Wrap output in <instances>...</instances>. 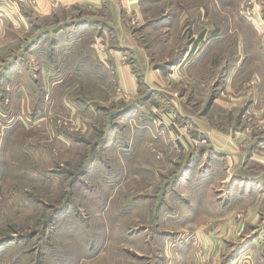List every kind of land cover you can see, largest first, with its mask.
I'll return each instance as SVG.
<instances>
[{"label":"crops","instance_id":"1","mask_svg":"<svg viewBox=\"0 0 264 264\" xmlns=\"http://www.w3.org/2000/svg\"><path fill=\"white\" fill-rule=\"evenodd\" d=\"M234 9V0H0V56L8 55L6 62L0 63L1 79H8L16 69L31 80L34 75V83L45 87L56 80L57 73H92L95 83L105 82L98 76L101 74L112 83L115 79L114 84L120 83L130 95L124 100L130 105L129 112L120 109L118 113L134 119L141 129L147 128L143 148L147 156L130 162L137 170L144 166L153 175L160 168L154 155L168 164L169 153L175 150L168 123L153 115L159 114L154 105L160 98L163 105L177 108L173 113L179 126L189 128L194 136L208 135L210 145L197 152L182 135L185 150L180 164L175 163L181 172L172 182L164 180L172 187L164 197L178 193L184 205L175 213L177 224L171 225L177 230L166 232L190 235L181 245L192 243L190 251L177 254L167 245L171 264H224L220 257L227 243L232 248L240 246L225 264H264V139L251 142L242 129L206 121L205 112L200 117L187 113L182 105L185 95L177 94V88L191 82L206 90L208 84L217 85L221 74L217 90L221 85L230 92L238 83L244 85L246 78L264 88V20L261 27L257 20L237 18ZM187 19L193 30L189 40L183 29ZM40 25L52 26L41 31ZM11 27L21 33L12 35ZM30 28L36 31L27 36ZM88 33L94 34L95 40L87 46ZM15 40L30 43L24 49H12ZM44 42H51L48 57L53 66L35 60L41 57L36 55ZM185 75L190 81L183 79ZM216 104L218 98L212 94L208 109ZM208 200L210 203H203ZM203 250L212 252L211 259Z\"/></svg>","mask_w":264,"mask_h":264},{"label":"rangeland","instance_id":"2","mask_svg":"<svg viewBox=\"0 0 264 264\" xmlns=\"http://www.w3.org/2000/svg\"><path fill=\"white\" fill-rule=\"evenodd\" d=\"M248 1L234 0V16L249 18L245 14ZM257 4L263 18L257 20L260 22L264 20V0ZM51 26L40 25L41 31ZM183 29L189 40L193 30L188 19ZM35 31L26 29V35ZM18 32L10 31L14 36ZM85 36L87 46L95 40L94 34ZM29 43L11 41V48L24 49ZM183 45L178 46V53ZM50 47L51 42H44L36 55L41 57L35 60L53 66L48 57ZM7 56H0V63L6 62ZM18 71H10L9 80L1 79L4 72H0V264H171L167 245L176 254L190 251L192 243L185 246L190 235L166 232L177 230L171 225L177 224L175 213L184 206L178 193L164 197L181 172V147L172 142L175 150L169 153L168 164L154 155L160 168L153 171V179L144 166L137 170L136 164L130 163L147 156L143 150L147 128L141 129L134 119L118 113L120 109L129 112L130 105L124 101L128 98L118 95L115 79L112 83L101 74L98 76L105 82L95 83L92 73H57L56 80L45 87L34 83V75L31 80ZM221 75H217V85L208 84L206 90L194 82L177 88L179 96L185 95L182 105L187 113L200 117L205 112L206 121L242 129L251 142L263 140L264 88L246 78L244 85L240 82L230 92L221 85L217 90ZM183 79L190 81V76ZM75 84L78 87L73 89ZM139 92L143 95L145 89L141 86ZM212 94L218 104L208 109ZM157 101L154 107L159 114L152 113L163 117L171 131L169 117L176 120L173 109L177 108L163 105L161 98ZM190 137L198 138L192 133ZM141 181L142 185H136ZM230 245L224 246L220 257L224 264L240 246ZM203 252L211 259V251Z\"/></svg>","mask_w":264,"mask_h":264},{"label":"built area","instance_id":"3","mask_svg":"<svg viewBox=\"0 0 264 264\" xmlns=\"http://www.w3.org/2000/svg\"><path fill=\"white\" fill-rule=\"evenodd\" d=\"M245 14L250 18V19H254V20H258L261 18V12H260V8L257 4V0H249L248 4L245 8ZM258 24L260 26H262L263 24V20H261L260 22L258 21ZM117 92L118 95L121 96L122 98H129V93H127V91L123 88V86L118 83L117 85ZM161 117V116H160ZM162 120V119H160ZM169 123L171 124V139L172 142L174 144V146L176 148H180L182 147L181 150H185V148L182 146L181 144V137L182 135H186V137H188V142H189V148L190 149H199V147H201L202 145H206L209 143V137L208 135L204 134L201 135L198 138L195 137H190V131L189 129H186V127H181L177 124V121L174 119V117H169Z\"/></svg>","mask_w":264,"mask_h":264}]
</instances>
